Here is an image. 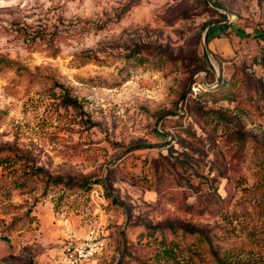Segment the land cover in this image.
I'll return each instance as SVG.
<instances>
[{"label": "rangeland", "instance_id": "obj_1", "mask_svg": "<svg viewBox=\"0 0 264 264\" xmlns=\"http://www.w3.org/2000/svg\"><path fill=\"white\" fill-rule=\"evenodd\" d=\"M263 55L264 0H0V264H264Z\"/></svg>", "mask_w": 264, "mask_h": 264}, {"label": "built area", "instance_id": "obj_2", "mask_svg": "<svg viewBox=\"0 0 264 264\" xmlns=\"http://www.w3.org/2000/svg\"><path fill=\"white\" fill-rule=\"evenodd\" d=\"M105 242L94 231L79 243L68 244L57 261L51 264H83L94 259L104 249Z\"/></svg>", "mask_w": 264, "mask_h": 264}, {"label": "trees", "instance_id": "obj_3", "mask_svg": "<svg viewBox=\"0 0 264 264\" xmlns=\"http://www.w3.org/2000/svg\"><path fill=\"white\" fill-rule=\"evenodd\" d=\"M261 63L262 65L264 66V55L261 59ZM0 153H2V149H0ZM186 232H189V231H186ZM167 253V251H166ZM214 262L212 264H239V263H233V262H228V261H225L223 259H220L218 256L214 255Z\"/></svg>", "mask_w": 264, "mask_h": 264}, {"label": "water", "instance_id": "obj_4", "mask_svg": "<svg viewBox=\"0 0 264 264\" xmlns=\"http://www.w3.org/2000/svg\"><path fill=\"white\" fill-rule=\"evenodd\" d=\"M206 36V35H205Z\"/></svg>", "mask_w": 264, "mask_h": 264}]
</instances>
